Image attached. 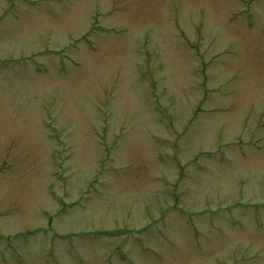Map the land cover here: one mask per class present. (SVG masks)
<instances>
[{"label": "rangeland", "instance_id": "rangeland-1", "mask_svg": "<svg viewBox=\"0 0 264 264\" xmlns=\"http://www.w3.org/2000/svg\"><path fill=\"white\" fill-rule=\"evenodd\" d=\"M0 264H264V0H0Z\"/></svg>", "mask_w": 264, "mask_h": 264}]
</instances>
